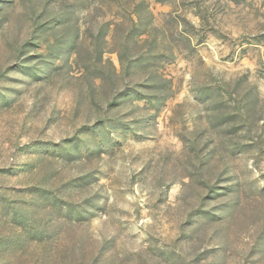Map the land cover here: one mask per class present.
Segmentation results:
<instances>
[{
	"label": "rangeland",
	"instance_id": "1",
	"mask_svg": "<svg viewBox=\"0 0 264 264\" xmlns=\"http://www.w3.org/2000/svg\"><path fill=\"white\" fill-rule=\"evenodd\" d=\"M0 264H264V0H0Z\"/></svg>",
	"mask_w": 264,
	"mask_h": 264
}]
</instances>
